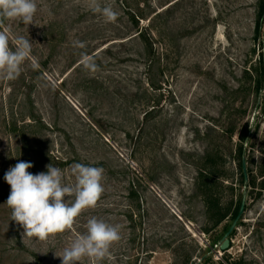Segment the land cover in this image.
Wrapping results in <instances>:
<instances>
[{"label": "rangeland", "instance_id": "rangeland-1", "mask_svg": "<svg viewBox=\"0 0 264 264\" xmlns=\"http://www.w3.org/2000/svg\"><path fill=\"white\" fill-rule=\"evenodd\" d=\"M263 1L101 0L108 23L87 0H36L33 24L5 21L32 49L0 79V264H62L92 217L120 225L100 264H264ZM20 161L66 184L75 163L101 167L104 191L65 231L23 238L4 178Z\"/></svg>", "mask_w": 264, "mask_h": 264}, {"label": "clouds", "instance_id": "clouds-1", "mask_svg": "<svg viewBox=\"0 0 264 264\" xmlns=\"http://www.w3.org/2000/svg\"><path fill=\"white\" fill-rule=\"evenodd\" d=\"M87 6L108 23H115L118 19L119 13L112 6L102 5L101 0H87ZM36 12V0H0V28L10 20L33 24ZM73 46L83 50L86 42L77 40ZM31 49L32 43L23 36L16 37L14 47H10L8 30H0V79H17ZM80 56L84 70L100 71L94 57L85 51H81ZM31 167L32 163L20 161L4 177L11 188L6 202L11 209L10 219L24 229L23 238L36 237L44 241L50 235L65 231L82 211L97 205L104 191L101 183L104 169L101 167L73 164L74 184L64 183L62 170L51 164L47 165V172L38 174L29 173L27 170ZM120 239V225L92 217L87 221L86 232L57 257L61 258L62 264H78L85 258L92 264H100L110 255L113 243Z\"/></svg>", "mask_w": 264, "mask_h": 264}, {"label": "water", "instance_id": "water-1", "mask_svg": "<svg viewBox=\"0 0 264 264\" xmlns=\"http://www.w3.org/2000/svg\"><path fill=\"white\" fill-rule=\"evenodd\" d=\"M242 169H243V174H244V178L245 181L248 180V173H247V169H246V162L245 160H243L242 162ZM245 205H246V195L243 196L241 205H240V209L239 212L236 216V218L234 219L232 225L229 227V229L226 231V233L224 234L222 240H221V244H220V250L221 251H226L229 249L230 247V236L232 235V233L234 232V230L236 229V225L240 219V217L242 216L244 209H245Z\"/></svg>", "mask_w": 264, "mask_h": 264}, {"label": "trees", "instance_id": "trees-1", "mask_svg": "<svg viewBox=\"0 0 264 264\" xmlns=\"http://www.w3.org/2000/svg\"><path fill=\"white\" fill-rule=\"evenodd\" d=\"M263 4H262V11H261V14H263L264 13V1L262 2ZM264 87V71H261V79L258 81V88H260V89H262ZM263 96H264V94H263ZM242 176H243V180H244V182H245V178H244V174H242ZM247 182V181H246ZM252 182V183H251ZM249 184L251 185V184H254L255 185V182H253V180L251 181L250 180V182H249ZM246 203H247V198H246ZM240 205H241V201H239V205L237 206V209H236V211H235V215H234V218L237 216V214H238V212H239V209H240ZM224 217V215L223 216H221V218H223Z\"/></svg>", "mask_w": 264, "mask_h": 264}]
</instances>
